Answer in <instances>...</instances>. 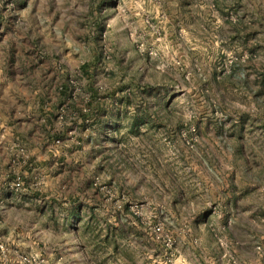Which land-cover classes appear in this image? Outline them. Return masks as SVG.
Segmentation results:
<instances>
[{"label":"rangeland","instance_id":"374dc122","mask_svg":"<svg viewBox=\"0 0 264 264\" xmlns=\"http://www.w3.org/2000/svg\"><path fill=\"white\" fill-rule=\"evenodd\" d=\"M25 63L51 97L0 114V264H264V0H0Z\"/></svg>","mask_w":264,"mask_h":264},{"label":"crops","instance_id":"0c3cea01","mask_svg":"<svg viewBox=\"0 0 264 264\" xmlns=\"http://www.w3.org/2000/svg\"><path fill=\"white\" fill-rule=\"evenodd\" d=\"M27 63L14 65L18 70L17 75H13L11 72L9 74L7 68L0 66V114L1 116H8L10 107H14L16 110L24 109V116H26L24 122L29 123L34 117H39L40 123H44V112H42L40 108V101L46 96L51 97L48 87H42L44 86L43 80L45 79L46 72L40 69L43 75L38 77L37 74H39V72L38 69H36L37 67ZM30 67L31 70H29ZM26 69H28V71H26ZM19 72L23 74L22 79L18 76ZM46 116L48 117L47 114ZM25 200L22 193L15 194L0 183V211L3 210L5 205L14 208V211L21 210L26 212L24 209V207H27ZM2 220L4 225L13 226V223L6 222V218Z\"/></svg>","mask_w":264,"mask_h":264},{"label":"built area","instance_id":"2783aa9c","mask_svg":"<svg viewBox=\"0 0 264 264\" xmlns=\"http://www.w3.org/2000/svg\"><path fill=\"white\" fill-rule=\"evenodd\" d=\"M20 260H21V262L28 263V260H27V258H26V257H21V258H20Z\"/></svg>","mask_w":264,"mask_h":264}]
</instances>
